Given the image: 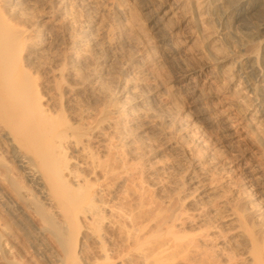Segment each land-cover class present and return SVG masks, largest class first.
<instances>
[{"label":"bare ground","instance_id":"obj_1","mask_svg":"<svg viewBox=\"0 0 264 264\" xmlns=\"http://www.w3.org/2000/svg\"><path fill=\"white\" fill-rule=\"evenodd\" d=\"M187 2L0 0V264H264L263 148ZM204 7L262 106L264 0Z\"/></svg>","mask_w":264,"mask_h":264},{"label":"rangeland","instance_id":"obj_2","mask_svg":"<svg viewBox=\"0 0 264 264\" xmlns=\"http://www.w3.org/2000/svg\"><path fill=\"white\" fill-rule=\"evenodd\" d=\"M206 2L207 0H188L187 2V4L193 9L192 17L194 20L197 36L199 38L198 48L202 51H205L207 54L210 53L214 57L221 58L219 68L222 73L221 78L224 81L222 85L223 90H227L231 100L237 103L239 111H235V117L240 121V127L243 135L247 139V143L260 145L263 148L264 153V104L261 106L260 103L256 102L248 87H245L246 83L244 80L246 77L243 78V76L247 75L246 57H237V55L234 53L239 51L240 47L238 42L234 39H229L228 41L226 38H224L225 36L222 35V32H224L223 28L218 24L216 19L209 15L207 7H204ZM133 15L137 18L131 17L132 19L129 20L130 22H125V24L122 25L123 28H127L126 32L128 33L126 34V40L131 41L136 39L135 41H143L146 38L144 36L145 34L143 33L145 28L143 25L144 21L142 22V19L139 16L135 14ZM262 17L263 15H261L259 18L261 19ZM240 24L241 23H237L236 26L239 25L241 27L242 25ZM119 42L124 41L121 40ZM262 55H264V42H262ZM170 107L171 108H167L165 111L156 109L155 112L157 113L159 120H166L168 117L170 119L167 120L174 119L176 113H178L181 109V106L179 105ZM215 145L222 155L227 153V150L224 146L218 144L217 142H215ZM247 157H249V153L245 155V159H247ZM12 158L11 159L13 163L17 162L16 165H20L19 170H21V167L24 165L23 159L21 160L19 156H14ZM244 162L245 160H235L233 163V175L234 178L238 179V181H240V171L245 167ZM238 165L240 166L238 167ZM20 173L17 175L18 179H20L19 181H22V183H27L25 174L22 173V171H20ZM10 225L15 227L11 221Z\"/></svg>","mask_w":264,"mask_h":264}]
</instances>
